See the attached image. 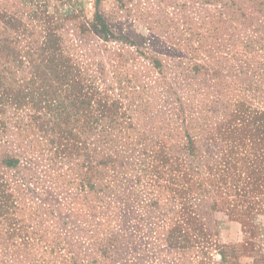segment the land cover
I'll use <instances>...</instances> for the list:
<instances>
[{"label":"rangeland","instance_id":"374dc122","mask_svg":"<svg viewBox=\"0 0 264 264\" xmlns=\"http://www.w3.org/2000/svg\"><path fill=\"white\" fill-rule=\"evenodd\" d=\"M0 264H264V0H0Z\"/></svg>","mask_w":264,"mask_h":264}]
</instances>
